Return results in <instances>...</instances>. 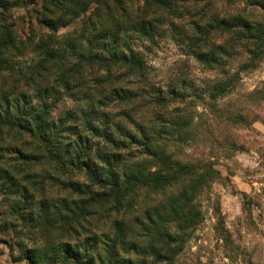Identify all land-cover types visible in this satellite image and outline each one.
I'll list each match as a JSON object with an SVG mask.
<instances>
[{
    "label": "trees",
    "instance_id": "trees-1",
    "mask_svg": "<svg viewBox=\"0 0 264 264\" xmlns=\"http://www.w3.org/2000/svg\"><path fill=\"white\" fill-rule=\"evenodd\" d=\"M18 4L0 5V234L16 238L15 260L173 264L202 222L200 196L220 172L209 159L180 154L194 139L193 119L177 109L167 120L163 110L205 96L212 107L232 89L222 46L199 50L213 25H196L206 36L185 45L214 80L163 89L149 83L144 54L129 40L156 38V23L137 7L131 17L123 0H43L36 20L49 34L32 43L6 21ZM78 18L77 28L58 34ZM215 27L264 40L240 17ZM29 46L35 63L15 69L14 52ZM65 98L75 107L52 115Z\"/></svg>",
    "mask_w": 264,
    "mask_h": 264
},
{
    "label": "rangeland",
    "instance_id": "rangeland-1",
    "mask_svg": "<svg viewBox=\"0 0 264 264\" xmlns=\"http://www.w3.org/2000/svg\"><path fill=\"white\" fill-rule=\"evenodd\" d=\"M5 1L19 3L6 13V17L10 16L6 21L18 38L31 39L33 43L40 32L49 34L36 20L43 15V0H0V5ZM146 2L123 0L131 17L137 7L138 14L157 26L155 42L129 37L144 54L151 85L165 89L185 80L201 88L214 80L215 71L194 59L185 45L206 36L195 26L207 23L213 27L205 37L207 46L199 50L222 46L228 57L226 70L235 79L232 89L212 107L206 104L208 96L164 107L167 120L177 109L193 119L194 139L178 148L180 154L188 159H209L220 172L200 196L202 222L173 264H264V40L239 39L215 27L222 19L240 17L259 26L264 39V0ZM80 23L78 18L58 34L67 35ZM11 59L15 69H23L35 63L36 53L33 47H21ZM74 107L73 99L65 98L52 115H62L65 109ZM150 116L152 113L144 117L149 120ZM15 239L11 232L0 234V264H24L15 260Z\"/></svg>",
    "mask_w": 264,
    "mask_h": 264
}]
</instances>
